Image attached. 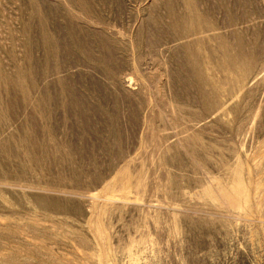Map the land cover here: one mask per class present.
I'll return each mask as SVG.
<instances>
[{
    "label": "rangeland",
    "instance_id": "obj_1",
    "mask_svg": "<svg viewBox=\"0 0 264 264\" xmlns=\"http://www.w3.org/2000/svg\"><path fill=\"white\" fill-rule=\"evenodd\" d=\"M0 264H264V0H0Z\"/></svg>",
    "mask_w": 264,
    "mask_h": 264
}]
</instances>
